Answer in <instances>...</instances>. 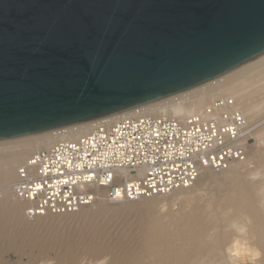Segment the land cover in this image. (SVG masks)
<instances>
[{"label": "water", "instance_id": "95a60500", "mask_svg": "<svg viewBox=\"0 0 264 264\" xmlns=\"http://www.w3.org/2000/svg\"><path fill=\"white\" fill-rule=\"evenodd\" d=\"M264 55V0H0V141L180 94Z\"/></svg>", "mask_w": 264, "mask_h": 264}, {"label": "built area", "instance_id": "2783aa9c", "mask_svg": "<svg viewBox=\"0 0 264 264\" xmlns=\"http://www.w3.org/2000/svg\"><path fill=\"white\" fill-rule=\"evenodd\" d=\"M137 109L91 121L79 134L52 131L57 139L16 168L12 190L27 203L26 215L77 211L99 189L110 202L165 196L192 185L203 169L223 170L247 157L252 128L234 95L217 94L184 114Z\"/></svg>", "mask_w": 264, "mask_h": 264}, {"label": "bare ground", "instance_id": "6f19581e", "mask_svg": "<svg viewBox=\"0 0 264 264\" xmlns=\"http://www.w3.org/2000/svg\"><path fill=\"white\" fill-rule=\"evenodd\" d=\"M217 94L234 95L238 107L247 120L252 117L254 113L251 111V104L255 107L264 101V55L218 79L152 102L137 110L153 115L184 114L201 109L206 104V99L214 98ZM191 95L195 96L188 103L186 101L168 102L175 96L187 97ZM88 123L71 126L69 130L73 134H79L88 126ZM55 133L57 132L47 131L3 143L6 147L0 148V185L11 186L12 189L11 181L14 177L16 163L21 161L30 149L36 150L52 144L57 139ZM251 157L256 161V166L258 165L255 169L248 171L238 169L240 164L248 162L247 152L244 161L232 162L228 168L223 170L203 169L192 185L177 188L168 193L195 189L203 178L218 179L222 177L227 182L213 197L203 199L197 195L194 202L189 204V209L186 212V222L190 226H188L189 231L183 233L184 236L179 244L168 243L160 255L155 254V250L159 238L165 234L167 224L154 213L149 214L150 217H145L142 245L139 252L130 255L127 262L129 264H144V258L153 255L154 264H264V149L251 150ZM258 168H262V170H258ZM218 174L220 175L217 176ZM250 174L251 177H249ZM257 174L258 176H256ZM13 196V199L6 196L0 200V231L5 230L10 223L19 224L23 221V208L27 203L15 195ZM155 197L157 196L141 197L138 200L127 202L148 201ZM100 200L97 198L92 203L97 204L95 214L104 211ZM152 202L149 201L143 206L145 211L152 209L154 206ZM91 205L81 206L77 211L69 213L84 211ZM122 209L116 207L114 212L123 213ZM46 215L61 214L46 213L35 217ZM247 257H250L253 263H249Z\"/></svg>", "mask_w": 264, "mask_h": 264}, {"label": "rangeland", "instance_id": "374dc122", "mask_svg": "<svg viewBox=\"0 0 264 264\" xmlns=\"http://www.w3.org/2000/svg\"><path fill=\"white\" fill-rule=\"evenodd\" d=\"M208 99L206 103L209 102ZM251 105V111L254 115L257 114L248 118L252 128V140L246 146L249 160L239 165L240 171L257 168L256 161L251 157V150L264 149V101L255 107ZM14 140L16 139L0 141V148L6 147L3 145L6 141ZM34 150L30 149L16 163L11 182L14 181L17 166ZM260 169L262 170L258 168ZM226 183L222 177L203 178L195 189L179 190L157 196L153 200L136 202H110L102 196L103 190L99 189L98 199L102 198L100 204L104 208L100 214H95L97 204H92L86 210L72 214L32 218L26 215L25 204L23 221L19 224L10 223L5 230L0 231V264H129L127 261L130 255L137 254L143 242V220L150 217L151 213L158 215L167 224L165 234L159 238L155 250V254L160 255L168 243L179 244L183 233L189 231L186 212L197 195L203 199L213 197ZM13 195L11 186L0 185V200L6 196L13 199ZM149 201H153L154 206L145 211L143 206ZM116 207L123 208V213H115ZM153 258V255L145 257L144 264H154ZM247 258L251 263L252 259Z\"/></svg>", "mask_w": 264, "mask_h": 264}]
</instances>
